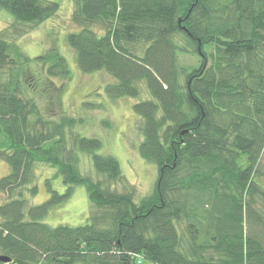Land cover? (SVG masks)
<instances>
[{"label": "trees", "instance_id": "16d2710c", "mask_svg": "<svg viewBox=\"0 0 264 264\" xmlns=\"http://www.w3.org/2000/svg\"><path fill=\"white\" fill-rule=\"evenodd\" d=\"M72 2L79 28L66 41L78 71L109 76L107 99H138V153L157 168L154 190L135 201L101 140L77 134L73 113L44 120L26 89L41 83L46 95L71 79L56 48L30 57L17 43L59 5L0 0L11 17L0 31V264H264V0ZM181 54L197 65L182 67ZM39 166L66 189L46 180L50 196L30 207ZM78 185L86 224L44 223Z\"/></svg>", "mask_w": 264, "mask_h": 264}, {"label": "rangeland", "instance_id": "374dc122", "mask_svg": "<svg viewBox=\"0 0 264 264\" xmlns=\"http://www.w3.org/2000/svg\"><path fill=\"white\" fill-rule=\"evenodd\" d=\"M48 1L59 5L56 15L36 28H32L17 41L21 49L30 57L47 52L50 48H56L67 61L71 72V79H54L53 82L59 89L55 90L52 87L46 95L39 94L44 87L41 83L35 87L38 88L36 94L33 93L32 86L26 85L30 96L36 100L41 117L44 120L58 121L61 116H71L73 113L78 121L74 131L80 136L101 140L102 148L98 151L104 155H111L118 161L121 175L131 184L136 193L135 201L152 194L157 179V168L154 164L143 160L138 153L142 136L138 129L139 118L133 111V105L138 99L127 97L118 100L107 99L104 88L113 80L103 72L81 76L75 52L66 41V37L76 33L79 28L72 21L73 2L72 0ZM10 23V15L0 11V31L8 27ZM95 30L102 33L99 28ZM178 59L179 64L184 68L196 66L198 63L195 55L181 54ZM30 70L37 72L40 67L37 64L30 66L29 80L31 79ZM95 106L96 109L92 108ZM106 122L109 124L105 125ZM80 166L89 172L87 160L83 159ZM259 170L263 176L257 182L264 188V154L260 156ZM6 172V166H0V174L4 175ZM46 180L50 182L52 190L59 194L65 192L66 187L62 184L57 172L54 169L39 166L35 172L38 192L30 201V207L43 203L50 196ZM116 189L124 190L122 185H116ZM92 211L91 208L90 212ZM88 216L87 192L84 186L78 185L73 186L69 198L49 211L44 218V223L51 227L59 225L77 227L86 224ZM141 264H147V262Z\"/></svg>", "mask_w": 264, "mask_h": 264}, {"label": "water", "instance_id": "95a60500", "mask_svg": "<svg viewBox=\"0 0 264 264\" xmlns=\"http://www.w3.org/2000/svg\"><path fill=\"white\" fill-rule=\"evenodd\" d=\"M8 261H9L8 258H6V257H1V256H0V262L7 263Z\"/></svg>", "mask_w": 264, "mask_h": 264}]
</instances>
